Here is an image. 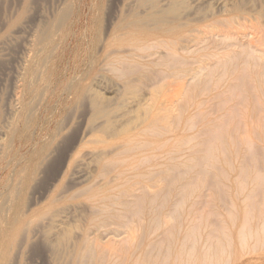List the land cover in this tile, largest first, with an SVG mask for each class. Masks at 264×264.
Listing matches in <instances>:
<instances>
[{
    "label": "rangeland",
    "instance_id": "obj_1",
    "mask_svg": "<svg viewBox=\"0 0 264 264\" xmlns=\"http://www.w3.org/2000/svg\"><path fill=\"white\" fill-rule=\"evenodd\" d=\"M0 226V264H264V0H0Z\"/></svg>",
    "mask_w": 264,
    "mask_h": 264
},
{
    "label": "bare ground",
    "instance_id": "obj_2",
    "mask_svg": "<svg viewBox=\"0 0 264 264\" xmlns=\"http://www.w3.org/2000/svg\"><path fill=\"white\" fill-rule=\"evenodd\" d=\"M58 17V16H57ZM162 22V21H161ZM161 28V27H160ZM177 30V29H176ZM175 30V31H176ZM165 31H168V30H165ZM44 32V31H43ZM174 32V31H173ZM172 32V33H173ZM164 34V33H163ZM181 34V33H180ZM155 35V34H154ZM165 35H167V34H165ZM169 36L171 35V34H168ZM50 36V35H49ZM158 36H160L159 34H158ZM157 37V36H156ZM173 37V36H172ZM50 38V37H49ZM47 39V38H46ZM49 40V39H48ZM42 42H44V41H42ZM47 43V42H46ZM37 50V49H36ZM53 53V52H52ZM38 57V56H37ZM31 59V58H30ZM41 63V62H40ZM42 64H43V62H42ZM24 69V68H23ZM42 71V70H41ZM34 72V71H33ZM36 73V72H35ZM38 75H39V73H38ZM33 78V77H32ZM34 79V78H33ZM35 80V79H34ZM72 80V79H71ZM79 80V79H78ZM41 95V94H40ZM78 98V97H77ZM80 99V98H79ZM82 99V98H81ZM83 100V99H82ZM33 102V101H32ZM35 102V101H34ZM35 104V103H34ZM33 107H34V105H33ZM132 146H134V144L132 145ZM163 165V164H162ZM20 181V180H19ZM17 183H19V182H17ZM16 188H18V187H16ZM11 190V189H10ZM15 191L17 192V190L15 189ZM18 193V192H17ZM6 194H8V193H6ZM8 196V195H7ZM3 199V198H2ZM6 199V198H5ZM4 199V200H5ZM7 200V199H6ZM5 200V201H6ZM4 201V202H5ZM2 204V203H1ZM8 206V205H7ZM2 207H3V205H2ZM27 222H28V220H27ZM31 222V221H30ZM32 223V222H31ZM28 224H29V222H28ZM28 224H26V225H28ZM66 224V223H65ZM3 227V226H2ZM26 227V226H25ZM0 228H1V226H0ZM8 228V227H7ZM6 229V228H5ZM25 229V228H24ZM1 230H2V228H1ZM8 231L7 232H9V230H10V228L9 229H7ZM50 230V229H49ZM14 231V230H13ZM3 232H4V230H3ZM3 232H2V234H3ZM12 232V231H11ZM23 233H24V231H23ZM27 233V232H26ZM1 235V234H0ZM6 235V234H5ZM7 235H9V234H7ZM3 236H4V234H3ZM3 236H1V238L3 237ZM22 236V235H21ZM59 237H60V235H58ZM59 237L57 238V239H59ZM4 238V237H3ZM3 238L1 239V241L3 240ZM5 238H7V237H5ZM4 238V239H5ZM85 238V237H84ZM8 239V238H7ZM61 239V238H60ZM55 240V239H54ZM6 241H8V240H6ZM20 241H22V240H20ZM25 241V240H24ZM56 241V240H55ZM60 241H63V239L62 240H60ZM4 242V241H3ZM23 242V241H22ZM59 242V241H58ZM58 242H57V244H58ZM2 245H3V243L2 242H0ZM12 243V242H11ZM31 243V242H30ZM62 242H60V246H62V245H64V244H61ZM24 244V243H23ZM56 243H54V245H55ZM59 245H57V246H59ZM12 246V245H11ZM13 247V246H12ZM48 247V246H47ZM54 247H56V246H54ZM5 248V247H4ZM7 248V247H6ZM22 248V247H21ZM90 248V247H89ZM3 249V248H2ZM93 249V248H92ZM5 250V249H4ZM19 250V249H18ZM28 250V249H27ZM51 250V249H50ZM58 250H59V248H58ZM57 250V251H58ZM9 251V250H8ZM20 253H22V251L20 252ZM94 253V252H93ZM15 254V253H14ZM86 254V253H85ZM11 255V254H10ZM8 256V252L5 250V251H1L0 252V258L1 257H7ZM12 257V256H11ZM18 257V256H17ZM4 258H2V259H4ZM16 258V257H15ZM8 261V260H7ZM4 262V261H3ZM0 263H1V261H0ZM12 264V263H11Z\"/></svg>",
    "mask_w": 264,
    "mask_h": 264
}]
</instances>
